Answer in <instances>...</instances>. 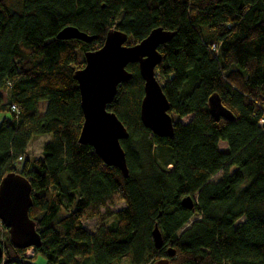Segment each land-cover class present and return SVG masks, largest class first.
<instances>
[{
    "label": "trees",
    "instance_id": "obj_1",
    "mask_svg": "<svg viewBox=\"0 0 264 264\" xmlns=\"http://www.w3.org/2000/svg\"><path fill=\"white\" fill-rule=\"evenodd\" d=\"M67 25L95 37L56 38ZM155 27L174 33L159 46L155 68L174 134L158 136L142 124L143 80L129 63L131 78L107 106L128 131L120 141L124 177L79 142L83 113L73 74L110 29L133 44ZM213 93L233 120L209 114ZM0 115V181L8 172L27 178L28 215L42 241L25 260L27 248L14 247L0 224V264H35L36 253L44 264H151L161 257L264 264V0H0ZM44 134L50 140L41 156L27 155L29 142ZM186 195L192 209L180 204ZM91 218L94 231L83 226Z\"/></svg>",
    "mask_w": 264,
    "mask_h": 264
},
{
    "label": "water",
    "instance_id": "obj_2",
    "mask_svg": "<svg viewBox=\"0 0 264 264\" xmlns=\"http://www.w3.org/2000/svg\"><path fill=\"white\" fill-rule=\"evenodd\" d=\"M173 34L163 27H155L139 42L129 44L126 33L110 29L101 46L85 51L83 67L73 74L78 85L80 108L83 113L79 142L90 145L106 165L117 167L124 177L128 175V168L120 141L127 138L128 131L107 106L113 101L118 86L131 78L127 65L137 63L143 80L140 120L153 134L173 136L174 122L169 112L170 104L155 73V68L161 61L158 48L169 41ZM94 37L70 25L63 27L56 34L59 39H78L86 43L91 42ZM208 111L216 121L220 118H234L217 93L209 96ZM31 192L29 181L20 173L8 172L1 178L0 222L7 229L9 241L16 248H36L42 242L35 222L28 215L32 205ZM180 204L186 209H192L193 197H182ZM151 234L155 248H161L163 239L156 223ZM166 252L169 256L176 254L175 249L171 247H168ZM2 255L3 248L0 244V257ZM151 264H170V261L167 257H161Z\"/></svg>",
    "mask_w": 264,
    "mask_h": 264
},
{
    "label": "rangeland",
    "instance_id": "obj_3",
    "mask_svg": "<svg viewBox=\"0 0 264 264\" xmlns=\"http://www.w3.org/2000/svg\"><path fill=\"white\" fill-rule=\"evenodd\" d=\"M1 94L3 96V99L5 100V98H6L5 93L1 92ZM45 106H46V102L45 101L39 102V104H38V113L39 114L43 113V111L45 109ZM189 118H190V116L188 115V116L180 118V121L186 122V121H188ZM0 119H1V115H0ZM48 140H50V135L49 134H44V135H41L39 137H36V138L32 139L29 142V144L27 145L26 154L29 155V156H36V157L41 156L42 145L45 142H47ZM223 146L226 147V144L223 145L222 142H220L218 144L219 149H223L224 148ZM15 167L17 169H19L20 164L17 163L15 165ZM232 169L233 168H231L230 171H232ZM222 173H223L222 171H218L217 173H215L214 175H212L210 177L209 181L210 182H215L216 180H218L221 177ZM123 206H124V203L120 202V203H117V204L111 206L110 209L111 210H118V209L122 208ZM194 216H196V215H194ZM240 220H243V218H241ZM108 222H109V220L107 221V223ZM97 225L98 224H97V222H96V220L94 218H91V219L86 220V221L83 222L84 228L86 230H88V231H94L96 229ZM2 237L0 236V239H2ZM33 253H34V251H33ZM32 260H33V262L35 264H44V262H45L44 257L40 253H36ZM124 261H126V259H123V260L119 261V264L121 262H124Z\"/></svg>",
    "mask_w": 264,
    "mask_h": 264
},
{
    "label": "built area",
    "instance_id": "obj_4",
    "mask_svg": "<svg viewBox=\"0 0 264 264\" xmlns=\"http://www.w3.org/2000/svg\"><path fill=\"white\" fill-rule=\"evenodd\" d=\"M10 108H11V110L12 111H17V106L15 105V104H11V106H10ZM264 121V119L262 118L261 120H260V124L262 123ZM21 159V157H19L18 158V160H20ZM24 259L26 260L27 258L29 259V258H31V256H33V248L31 247V248H27L25 251H24Z\"/></svg>",
    "mask_w": 264,
    "mask_h": 264
},
{
    "label": "crops",
    "instance_id": "obj_5",
    "mask_svg": "<svg viewBox=\"0 0 264 264\" xmlns=\"http://www.w3.org/2000/svg\"><path fill=\"white\" fill-rule=\"evenodd\" d=\"M222 142V141H221ZM220 143V142H219ZM223 143V145H225L226 143L225 142H222ZM224 147V146H223Z\"/></svg>",
    "mask_w": 264,
    "mask_h": 264
}]
</instances>
